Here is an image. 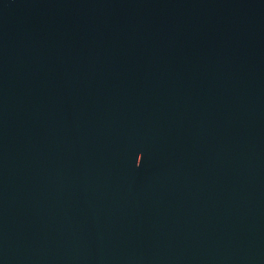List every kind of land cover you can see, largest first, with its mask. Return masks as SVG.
<instances>
[{
	"label": "water",
	"instance_id": "95a60500",
	"mask_svg": "<svg viewBox=\"0 0 264 264\" xmlns=\"http://www.w3.org/2000/svg\"><path fill=\"white\" fill-rule=\"evenodd\" d=\"M0 264H264V0H0Z\"/></svg>",
	"mask_w": 264,
	"mask_h": 264
}]
</instances>
